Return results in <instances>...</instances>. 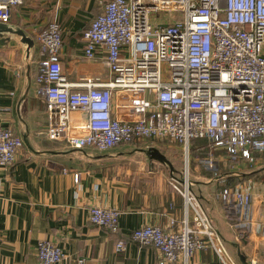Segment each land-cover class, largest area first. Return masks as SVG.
Returning a JSON list of instances; mask_svg holds the SVG:
<instances>
[{
  "label": "built area",
  "instance_id": "built-area-1",
  "mask_svg": "<svg viewBox=\"0 0 264 264\" xmlns=\"http://www.w3.org/2000/svg\"><path fill=\"white\" fill-rule=\"evenodd\" d=\"M20 4L0 0V23H10L11 9ZM99 5L83 32L84 56L103 57L107 82L90 77L66 83L59 61L62 31L55 20L35 37L36 96L46 107L48 139L99 152L160 139L181 145L186 161L196 139L225 151L230 160L264 154V0H100ZM22 147L21 138L0 125V168L13 167ZM205 163L214 167L212 160ZM185 174L188 181L187 169ZM79 179L73 174L74 183ZM171 185L183 196L185 211H193L192 221L185 217L169 230L143 225L132 231L131 240L153 247L156 264H241L219 239L189 184L181 190L174 179ZM219 196L235 206L239 225L250 230L251 185L224 189ZM118 218L116 209L87 211L89 224L111 233L118 231ZM244 230L235 243L245 237ZM124 246L119 241L114 250ZM207 250L215 260L194 259ZM36 258L39 264H59L64 254L42 240ZM246 262L258 264L254 257Z\"/></svg>",
  "mask_w": 264,
  "mask_h": 264
},
{
  "label": "crops",
  "instance_id": "crops-1",
  "mask_svg": "<svg viewBox=\"0 0 264 264\" xmlns=\"http://www.w3.org/2000/svg\"><path fill=\"white\" fill-rule=\"evenodd\" d=\"M99 1L22 0V4L11 9L10 24L22 28L33 39L34 46L30 51L29 70L24 61L25 46L19 37L12 36L0 46V125L12 130L23 142L15 165L0 168V264H39L36 247L42 240L62 249L64 259L59 264L80 261L82 264H156L157 251L133 242L132 231L147 224L165 230L177 229L185 217L192 221L193 211H185L183 196L170 183L176 178L182 184L174 174L176 168L170 162L171 171L145 153L153 148L165 156L163 147H169L168 141L140 140L119 145L131 147L124 152H117L114 149L117 146L102 153L89 148L77 150L64 141L50 140L45 134L46 107L36 96L39 47L35 37L55 20L62 31L59 61L66 83L76 84L90 77L107 82L110 75L103 57L88 60L84 56L83 32L100 12ZM113 111L118 113L116 108ZM180 149L184 158V148ZM193 150L197 152L198 146L190 142L187 161L184 158L186 163L191 160L193 171L189 189L193 194L191 188L198 187L199 194H193L194 197L235 258L236 249L231 244L238 245L234 237L239 232L227 222L220 205L218 183L228 177L241 179L256 172L253 178L242 183L251 185L252 228L244 231L245 237L241 240V248H251L250 257L256 256L255 250L264 246V180L260 179L264 178V154L254 153L250 161L244 160L242 166L238 165V170L244 171H235L233 165L228 166L225 155L200 160ZM207 160L213 161L214 167L208 168L217 179L202 169L207 167ZM186 168L189 178L188 165ZM73 174H79L77 183L73 181ZM209 186L213 187L214 197L206 190ZM91 206L116 209L118 231L111 233L89 224L87 211ZM170 221H174L173 227ZM119 241L125 246L116 252L114 246ZM215 258L211 250L194 257L201 263Z\"/></svg>",
  "mask_w": 264,
  "mask_h": 264
},
{
  "label": "rangeland",
  "instance_id": "rangeland-1",
  "mask_svg": "<svg viewBox=\"0 0 264 264\" xmlns=\"http://www.w3.org/2000/svg\"><path fill=\"white\" fill-rule=\"evenodd\" d=\"M153 21H154V18L151 19V22L152 23H153ZM180 148H181V145H179V144H173L172 145L170 143L169 144V147L165 148V146H164L163 147V150H165L164 153H165V156L169 159L168 161H170L173 164V166L176 168L174 170L175 176L182 180V186H179V188L182 190V188L184 186V181H185V178H186L185 177L186 174L184 172L187 169L186 168V165H188V168H189V174H188L189 175V178H187V179H189L188 180V182H189L188 184H190L192 182V180H193V171H192V167H191V160L189 161V163H186L184 161V158L181 155V149ZM114 149H116L117 152H124V151H126L128 149H131V147H128V146H121L120 147L119 146V148H114ZM106 152H108V150L105 151V152H102V153H106ZM247 161H250V160H247ZM244 163H245L244 160H239L238 163L237 162H234L232 165H233L234 168H236L235 171H244L245 169H243V168H242L243 170H238L239 169V166L238 165H241L242 166V164H244ZM232 165L229 164L228 166H232ZM230 168H232V167H230ZM221 172H223V170H221L218 173H221ZM217 175H219V174H216V176ZM211 177L214 178V179H217L212 174H211ZM258 177H262V176L261 175L260 176L258 175ZM260 179H263L264 180V178H260ZM175 180H176V178H175ZM212 189H213V187H211V186L206 187V190L209 191L211 194H213L212 193ZM191 190H192V192H193L194 195H197L198 196V194H199L198 193V187L193 186L191 188ZM214 195L215 194H213V197H214ZM238 245H240V251L242 253H244V255H245L246 258H249L252 255L251 254V250H250L251 248L250 249L249 248H246V249L241 248L242 241L238 242ZM255 254H256V256H254V258L258 261V264H264V246H261L260 248L256 249L255 250Z\"/></svg>",
  "mask_w": 264,
  "mask_h": 264
},
{
  "label": "trees",
  "instance_id": "trees-1",
  "mask_svg": "<svg viewBox=\"0 0 264 264\" xmlns=\"http://www.w3.org/2000/svg\"><path fill=\"white\" fill-rule=\"evenodd\" d=\"M191 143L196 147L198 146V151L195 152L193 150V154L195 157L199 158L200 160H205L210 157H216L218 155H225L227 156L225 151H218L215 150L210 143H208L207 140L205 139H196L192 140ZM194 148V147H193ZM239 159L237 160H230L227 158L228 164L232 165L234 162H238ZM202 169H205L206 171L208 170L209 175L212 174L213 170L209 169L208 167L205 166V168L202 167ZM256 175V172H253L248 175H243L241 179L238 177L232 176L228 177L225 181L219 182L218 183V191L219 194L224 190L228 188H233L239 184L244 183L246 180L253 178ZM220 200V205L224 211V214L226 216L228 224L232 226L237 232H240L241 226L239 225V222L237 221V213H236V208L233 204H227L226 200L222 197H219ZM245 231V230H244Z\"/></svg>",
  "mask_w": 264,
  "mask_h": 264
},
{
  "label": "water",
  "instance_id": "water-1",
  "mask_svg": "<svg viewBox=\"0 0 264 264\" xmlns=\"http://www.w3.org/2000/svg\"><path fill=\"white\" fill-rule=\"evenodd\" d=\"M12 36L19 37L20 43L25 46V63L27 65V70H29V59L30 51L34 46L33 39L25 33V31L19 26L12 25L10 23L4 24L0 23V46H4L7 42L12 39ZM28 76V73L26 74ZM29 80V79H28ZM151 160H157L162 164H165L172 171L173 167L170 161L166 159L158 150L149 148L145 152ZM236 249V257L241 264H247L246 257L244 253L240 251V248L237 244H231Z\"/></svg>",
  "mask_w": 264,
  "mask_h": 264
},
{
  "label": "bare ground",
  "instance_id": "bare-ground-1",
  "mask_svg": "<svg viewBox=\"0 0 264 264\" xmlns=\"http://www.w3.org/2000/svg\"><path fill=\"white\" fill-rule=\"evenodd\" d=\"M185 164H186V163H185ZM184 172H185V171H184ZM188 180H189V179H188ZM184 184H185V186L188 184V181H186V179H185V183H184Z\"/></svg>",
  "mask_w": 264,
  "mask_h": 264
}]
</instances>
